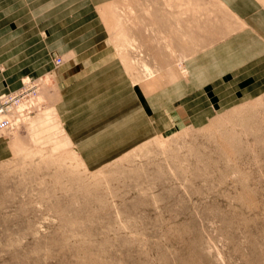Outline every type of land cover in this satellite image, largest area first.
I'll use <instances>...</instances> for the list:
<instances>
[{"label": "rangeland", "instance_id": "obj_1", "mask_svg": "<svg viewBox=\"0 0 264 264\" xmlns=\"http://www.w3.org/2000/svg\"><path fill=\"white\" fill-rule=\"evenodd\" d=\"M26 1L0 0L3 43L25 32ZM163 1L182 15L192 6ZM117 2L102 15L110 40L135 80L152 78L151 52L126 26L138 17L133 3L146 2L148 16L153 5ZM175 55L182 66L185 54ZM39 77L36 110L0 134L14 151L0 161V264H264V92L211 121L179 119L92 172L66 137L53 80ZM1 78L0 94L29 77Z\"/></svg>", "mask_w": 264, "mask_h": 264}, {"label": "crops", "instance_id": "obj_2", "mask_svg": "<svg viewBox=\"0 0 264 264\" xmlns=\"http://www.w3.org/2000/svg\"><path fill=\"white\" fill-rule=\"evenodd\" d=\"M117 4L29 0L21 16L25 32L16 41L12 33L0 39V92L2 71L12 83L22 74L29 77L24 82L51 78L66 137L88 170H101L179 119L211 121L228 110L213 112L264 92V0H191L183 15L163 0H148L149 16L146 2L133 3L138 17L127 24V36L148 48L157 71L141 80L129 73L102 21L103 11ZM147 23L154 33L145 31ZM179 53L187 55L182 66ZM55 56L64 62L55 65ZM10 145L0 141V161L13 158Z\"/></svg>", "mask_w": 264, "mask_h": 264}, {"label": "built area", "instance_id": "obj_3", "mask_svg": "<svg viewBox=\"0 0 264 264\" xmlns=\"http://www.w3.org/2000/svg\"><path fill=\"white\" fill-rule=\"evenodd\" d=\"M62 58L55 59L56 64L62 63ZM37 80L28 79L22 83L18 90L4 92L0 94V132L12 130L18 117L30 115L35 109L32 99L37 95ZM28 104L22 111L20 107Z\"/></svg>", "mask_w": 264, "mask_h": 264}, {"label": "bare ground", "instance_id": "obj_4", "mask_svg": "<svg viewBox=\"0 0 264 264\" xmlns=\"http://www.w3.org/2000/svg\"><path fill=\"white\" fill-rule=\"evenodd\" d=\"M109 9H110V8H109ZM144 9H145V8H144ZM129 10H130V9H129ZM132 11H133V10H132ZM132 14H133V13H132ZM114 18H116L115 15L113 16L112 19L114 20ZM116 23H117V22H116ZM113 24H114V23H113ZM117 24H118V23H117ZM118 27H119V25H118ZM115 29L119 31L120 28L117 29V28L115 27ZM115 29L113 30L114 32H116ZM119 32H120V31H119ZM119 32H118L117 35H119ZM151 32H152V31H151ZM116 33H117V32H116ZM121 33H122V32H121ZM124 34H125V33H124ZM125 35H126V34H125ZM124 40H126L125 37H124ZM127 40H128V39H127ZM132 41H133V40H132ZM125 42L128 43L129 40H128V41H125ZM129 43H131V42H129ZM130 45H132V44H130ZM122 47H123V46H122ZM115 49H116V48H115ZM124 49H125V48H124ZM118 50H119V48H118ZM135 52H136V51H135ZM142 55H143V54H142ZM183 58L185 59L186 56L184 55ZM186 59H187V58H186ZM62 60H63V59H62ZM144 65H145V64H144ZM144 68L146 69V68H148V67L144 66ZM148 71H149V70H148ZM150 72H151V71H150ZM151 75H152V74H151ZM48 79H49V78H48ZM48 79H46V80H48ZM48 81H49V80H48ZM45 85H46V84H45ZM38 94H39V92L37 91V95H38ZM37 95H36V96H37ZM36 96H35V97H36ZM35 97H34V98H35ZM34 98H33V99H34ZM32 104H34V103H32ZM23 105H25V104H23ZM23 105H22V106H23ZM27 105H28V104H27ZM37 105H38V104H37ZM20 108H21V107H20ZM34 110H36V106H35V109H34ZM19 111H22V110L20 109ZM29 116H30V115H26V116H23V117H18L17 120H16V122H15V125H14L13 129H12V130H9V131H4V132H2V133H5V132H11V131L16 130L17 128L21 127L22 124H23V122H24V121L26 120V118L29 117ZM2 133L0 132V134H2Z\"/></svg>", "mask_w": 264, "mask_h": 264}]
</instances>
